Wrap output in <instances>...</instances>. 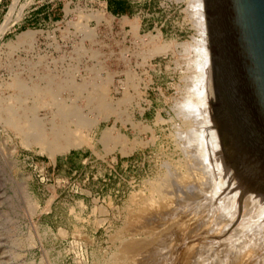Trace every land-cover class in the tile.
Listing matches in <instances>:
<instances>
[{
	"label": "rangeland",
	"instance_id": "374dc122",
	"mask_svg": "<svg viewBox=\"0 0 264 264\" xmlns=\"http://www.w3.org/2000/svg\"><path fill=\"white\" fill-rule=\"evenodd\" d=\"M128 1L114 16L103 0H0V264H142L136 216L143 242L178 217L154 184L194 126L179 110L201 35L188 0ZM173 239L162 263L209 261Z\"/></svg>",
	"mask_w": 264,
	"mask_h": 264
},
{
	"label": "bare ground",
	"instance_id": "6f19581e",
	"mask_svg": "<svg viewBox=\"0 0 264 264\" xmlns=\"http://www.w3.org/2000/svg\"><path fill=\"white\" fill-rule=\"evenodd\" d=\"M188 1L189 12L194 18L191 20H194V24L198 28L196 30L201 35V41L198 38L200 43L196 44L199 42L197 40L198 42H195V44L193 42L192 46L197 47L200 45V47L198 46L199 53L198 51L196 52L199 55V71L196 70L199 79L195 77L197 80H195L197 82H195L196 88L191 92V94L194 92L195 94L192 96H190V93V95H186L185 104L183 103L184 105L182 108L180 107L181 109L179 111L180 115L188 120L187 123H192L194 125L193 127L197 129L192 127L193 130H196L195 132V130L192 131V128L186 126L187 124L185 125L186 129H183V134L180 135L179 139L182 142L181 147L184 149L179 150H183L182 156L185 158L183 157L184 159L182 158L179 162H176L178 164H176L177 166L168 164L164 176L160 178L159 182L154 184V190L156 192L159 190L164 198H168L169 204H171L170 208H172V205L180 208L178 210L175 207L180 212V215L177 212V218L172 216L176 220L172 218L171 223H168V226L166 225V230L167 228L168 230L163 229L165 233L162 231L158 237L152 240L150 239L149 241L145 240L147 242H143L139 238L141 237L138 229L139 218L136 216L134 223L135 229L133 228L135 230V237L133 236L132 242L135 246L140 244L139 247L141 248L136 246L138 250L134 246L135 249L132 250V253H134V257L136 255L135 258L137 259H141L142 257V264H156L162 256L161 251L167 250V253L170 251L168 250V243L171 242V238L173 239L174 237L172 241L175 243V248L180 246L182 248L186 247V249L189 246L188 240L193 238V240L195 239L204 245L203 248L197 244V246L195 245V247H201V251L204 249L205 255L208 256L206 259L207 261L209 259V261L204 264H246V262H253V264H261L263 262L262 264H264V197L256 194L257 192L251 193L250 191H255L249 188L237 185L229 170V168H232L227 162V159L226 164L229 168L224 163L217 134L211 126L212 122L206 109L207 107L209 108V103L213 96L211 93L212 90L211 92L209 91L211 85V66L207 48L204 4L203 0ZM183 47L185 48V46ZM193 49L192 52L195 53ZM187 51L189 52V50ZM195 60L197 61V58ZM180 131L182 132V130ZM172 210L174 211V208ZM148 220L151 219L149 218ZM143 221L147 222L145 219ZM143 221L142 223H144ZM169 227H171L170 230ZM159 229L161 230V228ZM145 231L146 228L143 232L145 233ZM152 235L154 236L155 232ZM135 240L138 244L134 242ZM163 248L165 249L162 250ZM202 255L204 254L200 256ZM200 256V260L203 261L204 258ZM164 257L162 256V258ZM186 258L189 257L186 256ZM192 259L189 262H192ZM160 260L158 263L161 262ZM198 260L193 261V263ZM162 264H166V262Z\"/></svg>",
	"mask_w": 264,
	"mask_h": 264
},
{
	"label": "water",
	"instance_id": "95a60500",
	"mask_svg": "<svg viewBox=\"0 0 264 264\" xmlns=\"http://www.w3.org/2000/svg\"><path fill=\"white\" fill-rule=\"evenodd\" d=\"M211 116L238 181L264 197V0H203Z\"/></svg>",
	"mask_w": 264,
	"mask_h": 264
},
{
	"label": "trees",
	"instance_id": "16d2710c",
	"mask_svg": "<svg viewBox=\"0 0 264 264\" xmlns=\"http://www.w3.org/2000/svg\"><path fill=\"white\" fill-rule=\"evenodd\" d=\"M106 11L114 16L129 15L132 12L128 0H104Z\"/></svg>",
	"mask_w": 264,
	"mask_h": 264
},
{
	"label": "built area",
	"instance_id": "2783aa9c",
	"mask_svg": "<svg viewBox=\"0 0 264 264\" xmlns=\"http://www.w3.org/2000/svg\"><path fill=\"white\" fill-rule=\"evenodd\" d=\"M103 1H104V0H103ZM104 2H105V1H104ZM128 2H129V3H130V5H131V3H132V2H130V1H128ZM104 9H106V7H105V6H104Z\"/></svg>",
	"mask_w": 264,
	"mask_h": 264
},
{
	"label": "crops",
	"instance_id": "0c3cea01",
	"mask_svg": "<svg viewBox=\"0 0 264 264\" xmlns=\"http://www.w3.org/2000/svg\"><path fill=\"white\" fill-rule=\"evenodd\" d=\"M44 8L47 9V6H45Z\"/></svg>",
	"mask_w": 264,
	"mask_h": 264
}]
</instances>
